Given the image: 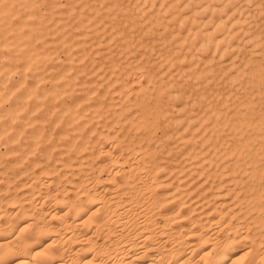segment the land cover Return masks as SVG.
<instances>
[{
	"label": "bare ground",
	"instance_id": "obj_1",
	"mask_svg": "<svg viewBox=\"0 0 264 264\" xmlns=\"http://www.w3.org/2000/svg\"><path fill=\"white\" fill-rule=\"evenodd\" d=\"M64 2L0 0V264H264V0Z\"/></svg>",
	"mask_w": 264,
	"mask_h": 264
},
{
	"label": "rangeland",
	"instance_id": "obj_2",
	"mask_svg": "<svg viewBox=\"0 0 264 264\" xmlns=\"http://www.w3.org/2000/svg\"><path fill=\"white\" fill-rule=\"evenodd\" d=\"M61 1V6L62 7H60V10H63L64 9V4H65V2H64V0H60ZM64 2V3H63ZM40 8H42V5H40ZM4 23H5V21H3ZM33 38H36V36H34ZM48 39V38H47ZM34 40V39H33ZM32 40V44L34 45V46H36V45H39V40H34L33 41ZM3 53H5V52H2V53H0L1 54V57H0V64H3V63H5V64H3V65H0V69H3V68H6V67H10L9 65H13L14 67H15V65H19V62L18 61H16V63H15V60H13V62L14 63H12V60H10L9 61V59H10V57L9 56H7L8 54L10 55V53H5L4 55H3ZM12 55H14V54H12ZM60 58H59V61L58 62H60V60H62L63 59V54L62 53H58L57 54ZM7 56V57H6ZM7 58H9V59H7ZM4 59H6V60H4ZM8 61V62H7ZM13 71H12V73H10L11 75H12V77H11V75L9 74V75H7V76H5V77H2V80H0V84L2 85H0V95L2 94L3 96H0V104H1V107H0V122H1V124H0V132H2L3 131V133H0V141H2L3 143L2 144H0V156H1V162H0V165H1V167H0V172L4 169V168H6L7 167V163H8V161H10V160H8V159H10L9 157H7L6 156V154H5V151H6V149H7V146H9V144H7V142H6V140L9 138L8 137V135H10V131H9V127H11L12 129H11V137L12 136H14V135H18V134H20V132H23V131H25V132H29V130L27 129V130H24L25 128H23V126H22V124L18 121H12V122H10V123H6L5 121H7L9 118H8V114L10 113V111L11 110H20V108H21V104H19V101H20V103H21V99L19 100V97H17L15 94V92H11L10 94H8V92H9V90L13 87V86H15V84L17 85V81L19 80L18 78H19V74L18 73H14L15 75H13ZM30 73L29 72H27V75H26V77H25V79L27 80V81H30V75H29ZM16 76H18V77H16ZM15 78V79H14ZM18 80H17V79ZM0 79H1V75H0ZM10 79H11V82H10ZM13 80V81H12ZM16 80V81H15ZM15 81V82H14ZM7 82H9L10 84H12V85H10L9 83H7ZM14 83V84H13ZM4 86H5V88H4ZM45 88H48L49 87V85L46 83L45 85ZM47 86V87H46ZM9 87V88H8ZM6 88H8V89H6ZM4 90H6V91H4ZM8 91V92H7ZM3 92H5V94L3 93ZM5 95V96H4ZM12 96V97H11ZM13 97H15V98H13ZM7 98V99H6ZM16 98L18 99V100H16ZM12 99V100H11ZM13 99L14 100H16V101H13ZM11 101L13 102V103H11ZM4 102V103H3ZM66 102H68V100L66 99ZM3 103V104H2ZM10 103H11V105H10ZM8 104V105H7ZM14 104V105H13ZM19 105V106H18ZM29 105V104H28ZM3 106H4V109H3ZM12 107V108H11ZM2 108V109H1ZM8 109V110H7ZM2 110V111H1ZM5 110V111H4ZM10 110V111H9ZM4 111V112H3ZM2 114V115H1ZM17 115H21V111H18L17 113H16V116ZM4 116V117H3ZM17 120V119H16ZM18 120H20L19 118H18ZM4 124H3V123ZM5 123H6V125L7 126H5ZM12 123V124H11ZM2 125H4V126H2ZM17 126V127H19V128H17V127H14V126ZM9 126V127H8ZM2 127V128H1ZM17 128V129H16ZM8 129V130H7ZM14 132H13V131ZM48 129L46 128V132H49L50 131V129L47 131ZM9 131V132H8ZM13 133V134H12ZM15 133V134H14ZM18 133V134H17ZM7 135V136H6ZM4 136V137H3ZM6 137H7V139H6ZM54 137L56 138V139H54ZM53 137V139H52V141L55 143V142H57V144H59V142L60 141H58V139H57V137L56 136H54ZM5 138V139H4ZM1 143V142H0ZM53 143V144H54ZM56 144V143H55ZM2 146V147H1ZM9 148V147H8ZM4 151V152H3ZM57 153V152H56ZM55 153V158H57L58 156H57V154ZM2 154V155H1ZM2 158H4V159H2ZM6 159V160H5ZM5 161V162H4ZM4 163H5V165H4ZM5 166V167H4ZM1 175V174H0ZM0 184H2V183H0ZM52 187H53V185H52ZM15 205H13V206H10L9 208H15L14 207ZM205 249H206V247H205Z\"/></svg>",
	"mask_w": 264,
	"mask_h": 264
}]
</instances>
